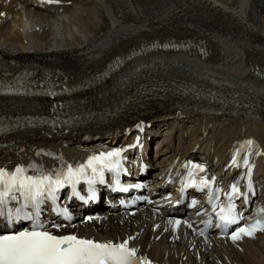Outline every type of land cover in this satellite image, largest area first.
<instances>
[{
	"label": "bare ground",
	"instance_id": "1",
	"mask_svg": "<svg viewBox=\"0 0 264 264\" xmlns=\"http://www.w3.org/2000/svg\"><path fill=\"white\" fill-rule=\"evenodd\" d=\"M58 1L0 0V82L40 83L54 74L70 90L53 98L0 87V122L33 120L54 107L67 109L74 123L59 131L26 122L0 130V168L35 164L50 172L141 124H152L158 140L175 123L174 134L163 135L167 162L153 164L165 175L179 158L222 169L247 140L264 151V0ZM93 2L106 20L88 10ZM73 7L84 16V35L65 19ZM154 39L179 47L151 49ZM7 64L19 70L11 75ZM252 158L264 189V156ZM107 211L60 230L103 242L132 237L130 247L150 264H264V232L237 241L203 238L183 223L173 230L169 220L189 221L181 210L156 204L131 214Z\"/></svg>",
	"mask_w": 264,
	"mask_h": 264
},
{
	"label": "snow or ice",
	"instance_id": "2",
	"mask_svg": "<svg viewBox=\"0 0 264 264\" xmlns=\"http://www.w3.org/2000/svg\"><path fill=\"white\" fill-rule=\"evenodd\" d=\"M47 2L55 3L58 0ZM48 94L53 97L57 95L55 91ZM137 127L143 130L142 124ZM255 149V142L247 140L235 151L232 159L234 166L246 170L249 181L252 172L250 157L260 154L259 151H254ZM124 151L126 149L115 148L106 153L89 156L85 163L76 166L69 164L66 168L60 167L50 172L35 164L27 167L18 165L11 171L0 168V221H3L8 229L0 233V264H150L147 258L138 257V248L130 247L129 241L132 237L114 243L81 238L76 234L58 235L51 229L59 232L66 225L49 223L42 219L45 206L49 203L57 216L71 219L67 208H62L59 203L65 189L70 190L69 200L76 198L83 203L97 199L98 185H106L112 191L127 192L128 189L123 188L120 183V176L125 172L122 163ZM185 168L187 175L182 181L181 191L187 188L207 190V200L217 217L214 227L221 232H229L233 225H238L243 216L237 210L236 202L242 196L247 202L248 196L247 192H241L239 181L230 185L229 191L224 193V199L221 200V190L214 186L215 177L198 175L205 172L203 165L188 161ZM106 172L111 174V183L105 180ZM82 184L86 185V195L78 190L77 186ZM20 223H28L30 226L13 230L14 226ZM182 223L192 228L188 221L169 220L173 230ZM211 227L213 223L209 219L199 235H204ZM258 231L264 232V210L257 214L254 222L236 227L229 233V238L233 241L242 236L253 238Z\"/></svg>",
	"mask_w": 264,
	"mask_h": 264
},
{
	"label": "rangeland",
	"instance_id": "3",
	"mask_svg": "<svg viewBox=\"0 0 264 264\" xmlns=\"http://www.w3.org/2000/svg\"><path fill=\"white\" fill-rule=\"evenodd\" d=\"M88 8V10H91L92 12H93V14L95 13L96 15L98 14V15H101L102 17H104V19L105 18H108L109 17V15L108 14H106V12H105V10H104V8L103 7H100V4H98L97 2H93V3H91V5L90 6H88L87 7ZM75 10V11H74ZM73 13H71V14H65V15H67L68 17H66L65 19L66 20H68V22H70V25H71V28L74 30V29H76V32H79V33H81L82 35H84L85 33V31H84V22H83V20L82 21H78L79 19H82V16L83 15H78V12L76 11V9H74V7H73ZM77 15V16H76ZM84 15H85V13H84ZM89 15V14H88ZM108 16V17H107ZM84 17V16H83ZM69 18V19H68ZM94 20L95 21H97L98 19H96V17L94 18ZM106 20V19H105ZM73 21H75L74 23H73ZM95 26L97 25V23H95L94 24ZM79 26V27H78ZM74 27V28H73ZM105 27L106 26H103V28L102 29H105ZM79 28V29H78ZM80 28H82V29H80ZM84 31V32H83ZM83 32V33H82ZM97 33H100V35L102 34L101 32H99V30L97 31ZM80 34V35H81ZM81 35V36H82ZM97 35V34H96ZM50 39H51V37H49ZM82 39H83V37H82ZM186 123H188V124H186L187 126H188V128H189V130H190V128H192V124H189V122H186ZM162 127H164V125H162ZM166 133H168L169 131H170V129L169 128H167L166 129ZM178 134V132L176 133V135ZM162 140H164V137L162 136L160 139H159V143L158 144H160L161 145V142H162ZM158 144H157V146H158ZM156 146V147H157ZM154 154H155V157L157 158V155H156V152H154ZM160 154V153H159ZM160 158H162V155H161V157Z\"/></svg>",
	"mask_w": 264,
	"mask_h": 264
}]
</instances>
